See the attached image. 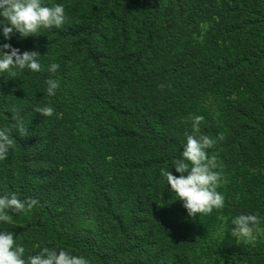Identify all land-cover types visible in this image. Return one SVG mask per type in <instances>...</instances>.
Wrapping results in <instances>:
<instances>
[{"label":"trees","instance_id":"16d2710c","mask_svg":"<svg viewBox=\"0 0 264 264\" xmlns=\"http://www.w3.org/2000/svg\"><path fill=\"white\" fill-rule=\"evenodd\" d=\"M46 2H63L68 23L10 41L45 55L44 71L0 77V129H13L0 194L39 205L0 228L91 264H264V242L228 230L241 212L264 216V0ZM44 104L52 117L34 114ZM196 115L217 140L225 207L194 219L165 173Z\"/></svg>","mask_w":264,"mask_h":264},{"label":"clouds","instance_id":"9594fccd","mask_svg":"<svg viewBox=\"0 0 264 264\" xmlns=\"http://www.w3.org/2000/svg\"><path fill=\"white\" fill-rule=\"evenodd\" d=\"M68 23L66 7L63 2L48 3L46 0H0V77L20 79L25 72L29 74L44 71L42 57L38 51H23L12 47L10 41L14 36L18 39L41 36L44 30L61 29ZM60 65L50 63L49 73H56ZM48 97H55L60 88L57 79L45 81ZM34 114L41 117H52L55 109L51 104L34 106ZM14 131L25 136L28 129L23 117L16 112ZM203 117H190L191 131L185 132V140L181 144L183 151L178 150L170 163L166 175V190L175 194L183 204L187 214L192 218L207 216L214 210L225 207V197L218 191L223 182L221 171L214 158L209 156L217 140L201 131ZM13 129H0V161L5 160L12 148L13 140L10 132ZM220 139H223L221 136ZM175 169L178 176L173 175ZM170 186V187H169ZM176 199V200H177ZM39 205L35 198L21 199L16 192L0 194V225L13 222V216L28 215ZM228 229L237 241L245 245H254L264 238V216L241 212L231 219ZM227 223L218 229L223 236ZM33 250L26 249L15 232L0 228V264H91L88 256L74 254L58 246L34 244Z\"/></svg>","mask_w":264,"mask_h":264},{"label":"rangeland","instance_id":"374dc122","mask_svg":"<svg viewBox=\"0 0 264 264\" xmlns=\"http://www.w3.org/2000/svg\"><path fill=\"white\" fill-rule=\"evenodd\" d=\"M224 223H225V222H222V226H224ZM235 240H236V238H235ZM236 242L239 243V244H244V243L241 242V241H237V240H236ZM259 242H264V238H261V239L259 240ZM244 245H245V244H244ZM220 264H232V263L227 262V261H221Z\"/></svg>","mask_w":264,"mask_h":264}]
</instances>
